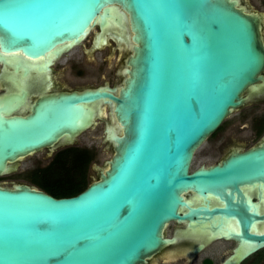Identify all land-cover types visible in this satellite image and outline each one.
I'll list each match as a JSON object with an SVG mask.
<instances>
[{
    "label": "water",
    "instance_id": "95a60500",
    "mask_svg": "<svg viewBox=\"0 0 264 264\" xmlns=\"http://www.w3.org/2000/svg\"><path fill=\"white\" fill-rule=\"evenodd\" d=\"M95 28V48L112 39L126 50L121 83L0 120V175L90 128L87 104L97 101L115 116L104 137L112 154L73 197L0 184V264H148L177 243L168 224L217 231L230 218L238 231L227 237L253 246L243 257L264 247V233L250 232L261 218L233 201L240 185L264 182V143L191 170L195 152L251 102L247 91L264 86L258 18L238 0H0V61L52 59ZM209 196L223 207L209 208Z\"/></svg>",
    "mask_w": 264,
    "mask_h": 264
},
{
    "label": "flooded vegetation",
    "instance_id": "af4514ba",
    "mask_svg": "<svg viewBox=\"0 0 264 264\" xmlns=\"http://www.w3.org/2000/svg\"><path fill=\"white\" fill-rule=\"evenodd\" d=\"M238 1L246 13L258 18L259 32L264 38V0ZM98 33L99 29L93 30L90 41L88 40V42L87 38L84 40L88 42L87 45L75 46L52 59L45 56L37 60H27L23 64L15 63L9 58L6 61H0V120L29 119L38 109L60 96L78 95L87 90H97L105 86L108 88L118 86L123 78L121 71L124 66L126 50L120 49V45L112 39H108V42L101 48H95ZM120 53L123 54V57L120 64L116 66V57ZM46 63L48 66L45 69ZM100 63L105 66L106 70L102 74H100ZM88 65L93 67V73L92 68L90 69ZM93 74L95 76H92ZM262 75L264 76V71ZM89 76L94 77L95 81L88 79L84 81L85 77ZM117 79L118 81H116ZM246 94L251 96V102L233 113L237 115L235 122L228 126L223 138L215 143L219 146L220 157L213 163L201 164L198 167L221 164L233 153L244 152L264 143V86H261L258 93L247 91ZM87 105L93 113L90 128L75 136L71 141L67 140V136H64L52 147H44L37 152L18 158L11 163V171L0 175V179L14 174L18 175L23 171V163L40 153H42L41 157L34 159L31 167L26 169L30 181L42 177L43 172L59 155L61 159L65 158L66 161H70L75 152L82 150L91 152L92 157L88 167L94 168L95 164L91 163L96 157L94 150L98 148L96 144L98 137L91 135L88 141L84 142L83 136L89 132L94 133L101 127L103 144L106 149L111 151L110 144L104 140L105 129H115L116 121L110 105L99 101ZM101 108L102 115L100 114ZM230 117L208 139L217 135ZM69 150L75 152H67ZM12 185L14 184L12 183ZM238 192L239 195L233 194V201L237 203V197H240L243 203L249 204V211H255L261 218L253 221L250 232L258 235L263 234L264 182L240 185ZM187 196L195 202V205L201 203L193 197V194L190 193ZM205 203L209 204V208L223 207L222 201L213 196H209ZM213 228L207 223L204 228L205 232L200 231L198 227L195 232H192L187 230V224H168L166 234H169L170 237H178L177 243L150 258L148 264H176L180 261L183 264H264V247L243 257L253 246L244 245L239 238L227 237L232 231H238L234 218L228 219L221 230L214 231ZM201 244H203L202 249L193 253L194 249Z\"/></svg>",
    "mask_w": 264,
    "mask_h": 264
},
{
    "label": "rangeland",
    "instance_id": "374dc122",
    "mask_svg": "<svg viewBox=\"0 0 264 264\" xmlns=\"http://www.w3.org/2000/svg\"><path fill=\"white\" fill-rule=\"evenodd\" d=\"M96 30V28L94 29ZM91 35V33H90ZM87 37V41L91 39V36ZM88 41V42H89ZM88 42L83 41V45H87ZM123 54L120 53L118 57H116V66H118L122 60ZM126 57V56H124ZM93 65V64H92ZM94 67H96V65H93ZM88 67L91 69L92 73L94 72L93 67L89 66ZM100 68V74H102L103 72H105V66L100 63L99 64ZM92 76H95V74H93ZM89 76V77H85V80H93L95 81V78ZM118 81V79L116 80ZM237 115L236 113L233 114L228 121L226 122L224 128H222L217 135L213 136L212 138L208 139V141H206L195 153V157L193 159L192 165H191V169H194L196 167H198L201 164H207V163H213L214 161H216L220 156V150H219V146L218 144H215L217 140H220V138L222 139L228 126H230L233 122H235ZM91 135H94L96 137H98V139L96 140V144L98 145V148L96 150H94L95 153V158L93 160V162L91 163L92 165H97V166H103L104 162L106 160H108L112 154V152L109 149H106L105 145L103 144V139H102V132H101V127L97 130L94 131V133H87L83 136V141L87 142L88 139L91 137ZM40 153L39 155H35L33 157H31V159L29 158L26 162L23 163V171H21L18 175H10V176H6L0 179V184L5 185L10 187L11 184H17V183H24L33 187H37V185L34 184L33 181H30L29 179V174L26 171L27 167H31V163L33 162L34 159H36L37 157H41ZM86 178L88 180V182H92L93 180L97 179V172L94 170V168H92V166L88 167L87 172H86ZM39 188V187H37ZM170 228V227H169ZM169 236V234H167ZM176 264H183L182 261L176 263Z\"/></svg>",
    "mask_w": 264,
    "mask_h": 264
},
{
    "label": "trees",
    "instance_id": "16d2710c",
    "mask_svg": "<svg viewBox=\"0 0 264 264\" xmlns=\"http://www.w3.org/2000/svg\"><path fill=\"white\" fill-rule=\"evenodd\" d=\"M72 152L75 151L72 150ZM91 155V152L82 150L75 152L70 161H66L65 158L62 160L59 155L51 166L43 172L42 177L36 178L33 182L37 187L55 198L73 197L85 190L90 184L86 178V172Z\"/></svg>",
    "mask_w": 264,
    "mask_h": 264
},
{
    "label": "bare ground",
    "instance_id": "6f19581e",
    "mask_svg": "<svg viewBox=\"0 0 264 264\" xmlns=\"http://www.w3.org/2000/svg\"><path fill=\"white\" fill-rule=\"evenodd\" d=\"M94 30V29H93ZM121 45V44H120ZM6 69V68H5Z\"/></svg>",
    "mask_w": 264,
    "mask_h": 264
}]
</instances>
